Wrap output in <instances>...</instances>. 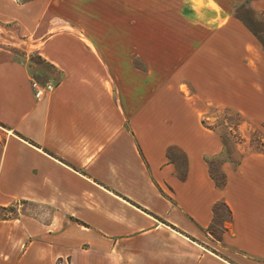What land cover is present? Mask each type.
I'll list each match as a JSON object with an SVG mask.
<instances>
[{
	"label": "crops",
	"instance_id": "1",
	"mask_svg": "<svg viewBox=\"0 0 264 264\" xmlns=\"http://www.w3.org/2000/svg\"><path fill=\"white\" fill-rule=\"evenodd\" d=\"M240 1L0 0V206L53 210L0 220V264H264V153L222 162L217 187L201 122L209 104L264 121ZM33 79L54 87L37 99Z\"/></svg>",
	"mask_w": 264,
	"mask_h": 264
},
{
	"label": "rangeland",
	"instance_id": "2",
	"mask_svg": "<svg viewBox=\"0 0 264 264\" xmlns=\"http://www.w3.org/2000/svg\"><path fill=\"white\" fill-rule=\"evenodd\" d=\"M198 2V0H195ZM251 0H242L235 3L232 13L234 16L242 18L243 21L255 32L257 37H260L264 42V13L259 12V4H255L256 9H252L250 5ZM74 31V30H72ZM256 37V36H255ZM256 39L258 40V38ZM260 43V41L258 40ZM1 43V42H0ZM264 49V45H262ZM30 59L41 63L35 52L30 54ZM135 63L143 68L142 62L135 60ZM44 66V65H43ZM51 73L54 72L49 66L46 67ZM182 92L186 94L185 86H182ZM205 127L215 130L222 142V153L220 156L211 157L208 159L211 163V171L217 181L222 180V171L220 164L224 161H229L234 165H238L241 159L251 153H264L257 150H264V121L251 120L244 116L248 121L241 119L236 114L235 109L228 106L209 104L205 105ZM239 112V111H238ZM257 149V150H256ZM13 210L0 209V220L8 218L14 220L21 219L24 216H31L43 222L51 219L52 208L46 205H40L34 202H16ZM228 218V212L223 205H219L218 214L216 216L215 224L208 229V233L213 237L222 236L224 220ZM60 260L56 264H60Z\"/></svg>",
	"mask_w": 264,
	"mask_h": 264
},
{
	"label": "trees",
	"instance_id": "3",
	"mask_svg": "<svg viewBox=\"0 0 264 264\" xmlns=\"http://www.w3.org/2000/svg\"><path fill=\"white\" fill-rule=\"evenodd\" d=\"M240 19L246 25V27H248L250 29V31H252V33L257 37L255 32L245 23V21H243L242 18H240ZM257 38L260 41V43L262 45H264L263 40L260 37H257ZM236 114L239 115L241 117V119H243V121L244 120L248 121L246 118H244V116L240 112L236 111ZM201 122L205 126L206 120L202 119ZM257 151L258 152H264V150H260V149H258ZM208 164H209V166H211L210 161H208ZM210 174H211L212 178L214 179L216 186L220 187V188L223 187L224 182H225L224 174L223 173L221 174V176H222V180L221 181H217L216 180V178L212 174L211 167H210ZM21 202H25V201L22 200ZM219 205H223L226 208L227 212H228V218L224 220V223H229L231 221V219H232V212H231V209L229 208V206L223 200H218L212 207L213 217H212V221H211L210 225L207 227V230L210 229L215 224L216 216H217L218 210H219ZM13 207H15V204L7 205V206H0V209H2V210H8V209L9 210H13L14 209ZM3 219H8V218H3ZM224 227H225L224 229H227L226 224H224ZM215 239L220 240L221 236L220 237L217 236V237H215Z\"/></svg>",
	"mask_w": 264,
	"mask_h": 264
},
{
	"label": "built area",
	"instance_id": "4",
	"mask_svg": "<svg viewBox=\"0 0 264 264\" xmlns=\"http://www.w3.org/2000/svg\"><path fill=\"white\" fill-rule=\"evenodd\" d=\"M31 84L34 88L35 96L37 99H40L45 94V92L52 90L54 87L52 82L50 81L40 82L36 79H33Z\"/></svg>",
	"mask_w": 264,
	"mask_h": 264
}]
</instances>
